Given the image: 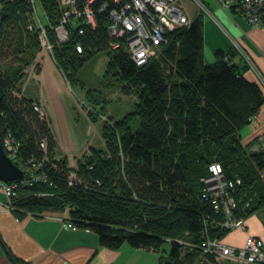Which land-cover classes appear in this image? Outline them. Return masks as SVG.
<instances>
[{
    "label": "trees",
    "instance_id": "obj_1",
    "mask_svg": "<svg viewBox=\"0 0 264 264\" xmlns=\"http://www.w3.org/2000/svg\"><path fill=\"white\" fill-rule=\"evenodd\" d=\"M38 2L57 22L56 0ZM31 14L30 0H0V132L11 131L21 158L43 162L46 175L19 182L10 198L12 209L20 216L68 210L71 221L96 232L102 246L152 249L177 264H219L202 246L207 238L228 232L213 227L221 213L202 195L210 164L219 162L227 179L242 180L236 197L245 203L254 196L258 209L264 206V151H251L241 135L264 104V86L256 74L253 80L247 77L252 68L244 57L236 61L231 52L217 50L216 59L207 63L203 16L171 34L162 61L140 66L124 50L108 52L106 72L125 91L139 90L140 100L120 117L107 114L113 123L103 125L106 149H89L70 169L67 157L55 158L54 134L34 101L16 94L40 49L39 28H28ZM49 37L55 61L75 83L109 41L104 26L75 32L62 43L52 30ZM88 91L89 113L96 121L94 110L106 112L107 100ZM72 171L76 180L71 182ZM166 242L171 249L164 255ZM6 250L12 260H20Z\"/></svg>",
    "mask_w": 264,
    "mask_h": 264
},
{
    "label": "built area",
    "instance_id": "obj_2",
    "mask_svg": "<svg viewBox=\"0 0 264 264\" xmlns=\"http://www.w3.org/2000/svg\"><path fill=\"white\" fill-rule=\"evenodd\" d=\"M32 14L28 28L35 30L39 28V39L42 48L49 50L53 55L54 43L47 35V29L55 33L58 43L69 40L75 32L83 34L85 29H96L104 26L108 30L109 41L107 53L115 50H124L133 61L140 66L147 65L155 60L159 61L164 49L170 42L171 34L183 26H189L194 19L189 11V5L195 4L204 19H212L222 28L223 25L218 17L211 10L207 0H56L59 10L57 22L51 21L46 13L47 24H45L38 12V0H30ZM221 8L231 10L239 14L251 27L264 28V0H215ZM79 52L84 47L77 46ZM241 56L247 61L258 79L264 86V75L257 68L256 64L248 53L238 48ZM39 53V52H38ZM16 93V92H15ZM18 97H24L22 92L16 93ZM35 109L42 118L47 120L46 111L35 104ZM4 147L9 156L24 169L25 176L10 182L0 179V186H3L9 202L7 206L12 209L10 198L15 195L19 185L29 180L45 178L42 170L43 162L31 158L23 160L20 156V142L15 139L11 131L5 132L2 136ZM43 150L47 153L48 143L44 139L41 142ZM264 137L260 144L252 143L249 146L251 151H264ZM60 160L59 155H55ZM82 158H80L81 160ZM77 168V165H68ZM210 173L203 178L202 195L210 198L216 211L221 213L222 219L214 221L215 229L232 230L246 228V212L258 209L255 204V197H249L245 203L243 198L236 197L238 185H241L240 178L227 179L221 163L210 164ZM264 178V171L262 172ZM71 182L76 180V173H70ZM264 207V206H263ZM262 208V207H261ZM239 213V214H238ZM66 227L78 228L72 221H64ZM205 253L214 255L219 264H264V224L263 235H249L243 246L228 244L218 236L209 237L202 243ZM198 264V263H196Z\"/></svg>",
    "mask_w": 264,
    "mask_h": 264
},
{
    "label": "crops",
    "instance_id": "obj_3",
    "mask_svg": "<svg viewBox=\"0 0 264 264\" xmlns=\"http://www.w3.org/2000/svg\"><path fill=\"white\" fill-rule=\"evenodd\" d=\"M211 1L224 28L212 19L204 20L205 61L212 63L217 50L231 52L233 60L238 61L241 57L235 44L238 42L264 75V28L251 27L239 14ZM34 62L40 70L31 69L34 64L28 66L20 91L46 109L56 140V154L67 157L68 164L75 166L87 149L104 146L99 145L98 137L91 136L92 129L85 115L80 116L81 121L74 119L76 104L72 91L62 80L52 58L41 54ZM246 75L255 79L253 70ZM82 123L86 125L85 130L80 127ZM241 135L246 144L264 137V104L252 122L241 130ZM8 202L9 197L0 186V264H162L158 251L129 244L113 249L102 246L98 234L90 229L66 227L64 221L72 220L68 210L20 216L7 206ZM246 226L249 229L248 221ZM6 247L20 259L18 262L10 258Z\"/></svg>",
    "mask_w": 264,
    "mask_h": 264
},
{
    "label": "rangeland",
    "instance_id": "obj_4",
    "mask_svg": "<svg viewBox=\"0 0 264 264\" xmlns=\"http://www.w3.org/2000/svg\"><path fill=\"white\" fill-rule=\"evenodd\" d=\"M208 3H209V6L211 7V10H213L212 9L213 2L209 0ZM217 4L218 6H220L218 2ZM37 8H38V12H39V15L42 21L45 24H47L46 13L40 2H37ZM189 11L191 15H193L194 17L198 16L199 14V9L197 5L195 4L190 3ZM199 16H202V15L200 14ZM48 34H49V29H47V35ZM39 41H40V49L38 50L39 54L37 52V55L42 54L44 56L46 55L52 58V60L56 64L57 69L60 72V75L62 76V80L64 81L68 89L72 91V97L76 104V107L73 108L74 109V119H76V121H81L80 116L85 115V117L88 118L87 119L88 123L90 124L91 129H92L91 136L94 135L98 137L99 145L104 146V149H106L105 147H106L107 140L105 139L102 133V130L104 129L103 125L107 123V121H109L110 124L113 123L112 120L108 119L107 114L111 113L113 115H119L120 117L126 112H128L129 110H132L134 103L140 100L138 96L139 90H134L132 88L133 91L131 92L125 91L123 88L122 82L118 80L115 76L110 75L106 72V69L108 67V61H109V55L106 51L99 52L98 54H96L94 58H92V60L88 61L84 65V67L82 68L79 74V83H75L74 80L71 79V77H68L63 73V71L58 66L57 62L55 61L53 55L50 54L49 50L43 49L42 48L43 46L41 45L42 42L41 40ZM235 44L237 48L240 47L238 42H235ZM206 57H208V51L206 53ZM159 61H162L161 57ZM32 64H34V67H32L31 69L33 70L35 69V72H37V70H40L39 65L37 63L35 64V62H33ZM26 76H27V73H26ZM91 89H93L92 92L94 93L95 99L104 100L106 98L107 100L106 101V105H107L106 112H103V114L102 113L99 114V111L97 112L96 110H94V112L98 115V118H99L96 121H93L89 113V110H91L90 108L92 107L91 106L92 103H90L91 97H90L88 90H91ZM35 104L46 111V109L41 104H39L38 101H36ZM46 115L48 116L47 112H46ZM80 127L82 130H85L86 128L85 123H82ZM4 136H5V132L3 134V137ZM260 141H261V138L258 139L257 141H253L252 143L259 145ZM88 151L89 149H87L83 153V155L79 157V159L82 158L85 155V153H87ZM245 220H246L245 223H247L248 221L249 229L248 228H236V229L229 230L227 234H225L222 237V240L228 244H235L236 246L237 245L243 246V244H245L246 242L247 237L249 236L248 233H252L255 235H263L264 207L259 208L253 213H251L248 217L245 218ZM163 249H164L163 254L167 255L171 249V244L166 242L163 245Z\"/></svg>",
    "mask_w": 264,
    "mask_h": 264
},
{
    "label": "water",
    "instance_id": "obj_5",
    "mask_svg": "<svg viewBox=\"0 0 264 264\" xmlns=\"http://www.w3.org/2000/svg\"><path fill=\"white\" fill-rule=\"evenodd\" d=\"M24 176V169L7 153L2 141V133L0 132V179L4 182H10L16 179H21ZM162 264L177 263H175L171 258L165 257L162 259Z\"/></svg>",
    "mask_w": 264,
    "mask_h": 264
}]
</instances>
